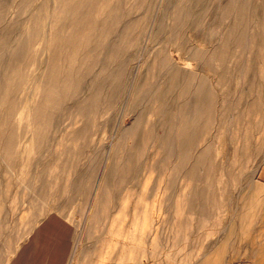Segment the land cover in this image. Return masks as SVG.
<instances>
[{"label":"rangeland","instance_id":"374dc122","mask_svg":"<svg viewBox=\"0 0 264 264\" xmlns=\"http://www.w3.org/2000/svg\"><path fill=\"white\" fill-rule=\"evenodd\" d=\"M159 1L160 0H155L157 4L155 5L154 3V5L151 6L152 10L150 11V17H154L159 8L158 15H167L169 16V19L168 21L162 22L160 20L156 21L155 23L157 26L160 25L159 27H161L163 24H168V26L176 28V31H179L180 34L184 35V39H182L184 44L186 40L190 39L191 41H189L192 42L193 39L188 36L189 32H187V27L196 25L200 21L202 22H200L201 24L204 23L209 28L212 27V32L209 28L207 29L209 30V33L206 35L209 40L205 37L204 40H201L202 42H194L196 43V46L201 49L208 48L209 50L207 49V52H199L201 49H195L196 51L193 50L194 52L192 51V54L189 57L185 48H182L183 50H180L181 52H179V56L185 57V62H189H187L189 66L185 63L187 70H196L194 71L195 76L192 81H194L193 87L196 85L195 88L197 91L191 92L190 90H184L181 88L183 87V83L181 82V85L176 86L177 88L173 87L175 92L174 89L169 91V97H171H168L169 100L162 102L161 98L156 99L150 106L148 112L145 107V101L141 102L136 109L134 108V110L127 111V109L124 108V105L128 91L126 90L128 88V81L126 84L127 88L125 87L123 96L121 97L122 101L120 100L118 107L112 111L109 110V113L107 114H103L102 112H97L95 114L98 117L95 127L97 126V128H104L106 130V136L102 141V144H104L102 149L103 154L101 155L100 163L96 166H89V150L87 147H84L78 152H72L73 146H75L79 138L82 137L83 132H81L79 128L74 130L72 134L69 132H71V127L80 125L82 117L79 112V104L77 105L78 108H76V106L73 107L74 105L67 104L69 107L66 111L69 115L67 116L66 114V117H59V119H61V124H58L59 126L55 125V130L53 129L51 132L52 137L59 135L58 137L52 138V140L51 138L46 139L43 142L44 145L41 143L40 146H38V149L36 148V153L29 152L31 155L28 152L13 153L14 157H16V155L17 157L24 155H28L27 157L30 156L29 161L31 158L32 160L30 163L28 161L29 167H20V169H17V175V172L15 171L16 167L18 168L19 166H14V164H12L14 175L10 172V175H8V171H4L7 170L6 167H4L5 164L0 160V169L2 167V170H0V209H4V212H13L15 219L17 218V215L15 214L34 211L36 208L33 207L38 206L34 212L45 214L46 218L52 217L49 216V214L55 213V220L64 224L63 226L59 223V228H56L57 232L61 229L60 231L65 237L66 235L74 236L79 235L80 230L86 222V218L87 220L93 218L94 223H100L102 213L104 220H107L108 218L115 219L117 205H122L125 202V199H127L128 196L132 197L133 191L138 189L137 187L139 185L135 184L136 181H156L158 197L172 195L174 203H178L174 205L176 208L180 207L179 203L182 202L181 198L187 199L190 214H193L196 217V214L203 213L202 216L209 219V223L205 225L207 226L205 227L207 229L206 236L212 235L213 231L216 232L219 228L222 230L226 228V230H228V228L234 224L233 222L237 220V214L240 212L245 210L252 212L249 214V219L246 222H243L244 225L233 227V229H235V231L232 230L233 233L230 230L228 232L226 231L227 234L232 233L234 235V239L237 241V243L235 242V246L242 240L246 242V248L240 254L243 257L240 261L244 260L249 264V260L245 258L249 256L251 247L254 248L253 250L255 252L258 251V255H262L264 252V0H251V2L250 0H165L164 4L160 7L158 5ZM9 5L10 6L3 15L0 16V31L10 27L15 32L18 31L17 33L14 32V35L16 37L18 36L17 40L15 39V36H13L15 42L18 40L21 41L22 39H28V41L30 40L32 42V47H39L43 39H37L36 36L39 35V38H41L44 31L48 30L47 27L39 24L34 27L29 26V28L23 26L19 21L22 20L24 12L23 4L20 0H14V2ZM165 6L167 7L165 8ZM196 21L198 23H196ZM152 22L153 21L147 23V27L144 30L145 37H142L139 46L140 48L136 55L137 59L135 57L134 61L132 60L130 62L128 65L129 69L132 68V66L134 68V65L139 61L140 57L138 56H141V53H143L147 40L145 34L147 33L148 26ZM200 23L195 29L205 26ZM172 33V31L170 32L168 30H155V40L158 41L157 44L163 43L165 40L166 43H168V41L169 43H176L175 38L171 37ZM210 40L211 42H209ZM182 46L183 45L180 47ZM211 48H213V50ZM197 53L199 55H197ZM44 54L45 52L39 51L38 57L39 59L41 58V61L46 55ZM197 70L199 71L197 72ZM201 74L203 76L199 77ZM84 76L85 75H83L82 79ZM203 77L207 78L204 79ZM128 80H130V78ZM212 85L214 88H212ZM199 87H201L200 91ZM21 89L22 91L20 92L23 93L24 90L22 85ZM83 92L85 93V86L82 89V93ZM19 93L17 94L18 97L24 95V93ZM209 96H211L210 99L212 98L213 100L211 99L212 105L209 100L210 110L207 111L198 105L201 104L203 100H206L207 97L209 98ZM172 98H174L173 101ZM67 100L68 99L64 100V102ZM186 102L193 105L190 106V109L198 106V108H196L197 112L198 114L201 113L198 117V122L201 120L199 127H201L203 131L201 130L202 132L199 133L196 147L197 149L203 148L206 152L205 154L197 155L195 150H193L191 151V153L193 152V155L191 156L190 153V158L189 155L181 158L179 152H166L165 145L167 144V140H163L162 143H160V138L164 139V135L167 136V133L164 129V124L160 123L153 126V128L151 127L152 133L149 140L145 143L144 148L134 156L133 160H124L123 165H118L116 167L104 166L112 135L114 134V128L118 123L123 126L129 125L133 117H136L137 114H139V117H144L146 121H151L156 119V117L162 118L166 110L169 109L167 108L168 106H170L172 110L178 111ZM253 104L258 105V108ZM253 106L256 108L254 109ZM61 107V109H64L62 104ZM74 115L75 117H73ZM67 124H69L68 127H66ZM62 125H65L64 127H66L68 132ZM209 129L211 130L210 132L207 131ZM19 131L20 133L23 132L22 129H19ZM23 134L20 135L25 137V133ZM22 136H19L20 144H22V142L27 144L28 139L26 140V138H23ZM72 137H74V142H72ZM56 140L57 142L60 140L61 143H55ZM131 141V139L126 138L124 145L130 146ZM202 143H205L204 146H202ZM198 146H200V148ZM55 147H59V149L57 150ZM0 153L2 154V152ZM195 157L199 164L192 168L190 167V164L194 161ZM78 160L80 162H78ZM32 162L35 163L36 166H34ZM74 162L79 167H73ZM202 162L204 164H200ZM186 164L188 165L186 166ZM104 168L106 170H104ZM89 170L93 171L89 172ZM103 170L105 172H103ZM21 173H25L24 175L26 176ZM75 175H78V177H74ZM8 176H10V180L8 179ZM18 178L21 179V182H19L20 179L18 180ZM101 179H103L102 185L104 186L97 185L99 180V182L102 181ZM2 182L3 185H1ZM6 182L7 184H5ZM17 182L20 184H17ZM9 185L11 186L9 187ZM1 187L7 190L5 191L1 189ZM13 187L15 190H12L14 189ZM33 188H35V190ZM12 191L14 193H12ZM21 191H23L24 194H22ZM98 191H103L101 195L102 199L98 202L96 201V204H93V197ZM16 197L17 199H15ZM42 205L44 206L42 207ZM86 214H88V216H86ZM191 223L196 226L198 221L194 220ZM208 225L212 226L208 227ZM67 240L68 239H66V241ZM65 247L66 244L62 247V252L65 250ZM256 262L258 263L259 259H256Z\"/></svg>","mask_w":264,"mask_h":264},{"label":"bare ground","instance_id":"6f19581e","mask_svg":"<svg viewBox=\"0 0 264 264\" xmlns=\"http://www.w3.org/2000/svg\"><path fill=\"white\" fill-rule=\"evenodd\" d=\"M13 2L14 0H0V16L3 15V13L7 10V8L10 6L9 4H12ZM20 2L23 4V8H24L22 20H19L21 24L28 28L29 26L34 27L35 25L39 24L41 26H46L48 30L45 29L47 31H44V34L41 38H39L40 37L39 35L38 36L34 35L37 37V39H43L39 47H32V42L30 40L28 41V39H24V40L22 39L21 41L18 40L15 42V40H13V36H15L14 35L15 31L10 27L5 29L3 28L4 30L0 31V42H1L0 43V152H2V154L0 153V160L3 162V164H5L4 167H6L7 170L4 171L5 172L8 171L7 172L8 175H10L9 172L12 175H14L13 174L14 168L12 169V164H14V166L15 165L19 166L18 168L16 167V171H15L17 172V175H18L17 169H20V167L22 166L29 167L28 161L30 159V156L27 157L28 155H24L25 157L21 156L22 157L21 158L19 156L20 157L19 158L15 154L16 157H14L13 156L14 152L36 153L38 146H40L41 143L42 145H44L43 142L46 139L51 138L52 140V138H56L59 136L58 135L52 137L51 132L54 129L55 125L59 126L61 124L60 123L61 119H59V117L61 116L66 117V114L68 113L66 110L69 107V105L67 104L74 105L73 107L76 106V108H78L77 105L79 104V112L82 117L80 125L78 126L75 125L71 127V132H69L72 134L73 131L76 130L77 128H79V130L83 132L82 137L80 136L81 138H79L75 146H73L72 144L73 146L72 152H78L79 150H82L84 147H87V149L89 150L88 152L89 154L88 163L90 162L89 166H96L100 163L102 157L101 155L103 154L102 149L104 147V144H102L103 143L102 141L106 136L105 134L106 130L104 128L102 129L97 128V126L95 127L98 121V117L95 114L97 112L99 113L102 112L103 114H107L109 113L108 112L109 110L112 111L113 109L117 108L118 104L120 103L121 97L123 96V92L125 90L128 81H129L128 88L126 87L127 88L126 90L128 91L124 105V108H126L127 111L134 110V108L136 109L141 102L145 101L146 104L145 103L143 104H145V107L147 108V112H148L150 110V106L152 105V103H154L156 99L161 98L162 102L165 100L166 101L169 100L168 99L170 94L169 91L174 89L173 87L181 85V82L183 83V87L181 88H183L184 90H188V91L190 90L191 92L197 91V89L195 88L196 85L195 87H193L194 81H192L193 77L195 76L194 71L196 70L193 71H190L191 69L189 71L187 70L185 63L186 65L189 66V64H187L188 61L185 62V57L179 56V52L183 50L182 48H185L187 54H189L188 55L189 57L192 54L193 50L201 49L197 47L196 43L194 42L196 41L199 43V41L204 40L205 37L207 39L206 34L209 33L208 31L210 30L212 32L211 30L212 27L209 28L204 23L203 24L205 26L195 29V27L199 26V23L201 21L199 23L196 21V23L198 24L187 27L188 29L187 32H189L188 36L192 37L193 39L192 42H190L191 41L190 39H189L190 41L186 40L184 44L182 42V39H184V35L180 34L179 31H176V28L168 26V24H163L161 25V27H159L160 25L157 26V24L155 23L156 21L160 20L162 22V21H168L169 19V16L167 15L166 16L158 15L160 10L158 7L155 16L153 17L151 15L152 18L150 17V11L152 10L151 6L154 5V3L155 5L157 4L155 0L152 1L150 0H40V1L20 0ZM164 2L165 0H160L158 2L159 7L163 5ZM166 7L167 6H165V8ZM181 12L183 13L182 10ZM150 21L153 22L150 23V25L147 28V33L145 34L147 40L143 53H141L142 54L141 56H138L140 58L138 63L134 65V68L132 66V68L129 69L128 65L132 60L134 61L137 52L139 51L140 48L139 46L142 41V37L144 36V30L147 27V23ZM208 28L209 30H207ZM157 29H160V31L161 30H168L170 32L172 31L173 33L171 37L175 38L176 43L173 42L169 43L168 41L169 43L168 44L166 43L165 40V42L157 44L158 41L155 40V36H156L155 30ZM17 32L18 31H16L15 33ZM15 39L17 40L18 36L17 37L15 36ZM209 42H211V40ZM181 45L183 46L180 47ZM213 48L211 49L213 50ZM207 49L208 48L201 49L199 52L206 51ZM39 51L45 52L46 54V55L44 54L45 57L42 61L40 60L41 58L39 59L38 57ZM197 55L199 54L197 53ZM198 71L199 70H197V72ZM83 75L85 76L82 79ZM201 76L203 75L201 74L199 77ZM129 78L130 80H128ZM206 78L207 77H205L204 79ZM21 85L24 90L23 92L24 95H20L18 97L17 94L20 91H22ZM84 86H85V93L84 92L82 93V89ZM212 88H214L213 85ZM200 90L201 87H199V91ZM23 93L20 92L19 94H23ZM196 96H197V92H196ZM210 97L211 96H209V98L207 97V99L203 100V102L198 106L203 108L204 110L207 111L210 110L209 102L212 99V98L210 99ZM66 99H68L66 101L67 103L64 102V100ZM173 99L174 98H172V101ZM188 102H186L184 106L180 108L178 111L172 110L171 107L168 106L167 104L168 106L167 108L169 109L166 110L162 118L156 117V119H153L151 121H146L144 117H139V114H137V116L135 115L136 117H133L129 125L123 126L118 123V125H116V127L114 128V134L112 135V140L108 148L104 166L116 167L118 165H123L124 160L127 159L133 160L134 156H136L140 152V150L144 148L145 143H147V141L149 140L152 133L151 127L153 128V126L160 123L164 124V129L166 130L167 133V136L164 135L165 137L164 139L160 138V143H162L163 140H167L166 142L167 144L165 145L166 152L169 153L179 152L181 154V158L186 157L188 155L190 158L193 155L192 154L193 152L191 153V151L193 150H195V153L197 155L205 154L206 152L203 148H200V146H198L200 149H197L196 147L199 139V133L203 131V129L199 127V123L201 120L198 122V117L201 113L198 114L197 112L196 108H198V106L196 108L190 109V106L193 105H190L191 103L188 104ZM210 103L212 105V101ZM61 104L64 107V109H61L62 108ZM254 106L257 107L258 105H254ZM256 107H254V109ZM68 115L69 114H67V116ZM73 117H75V115ZM65 125L62 126L64 127ZM68 125L69 124H67L66 127H68ZM66 127L64 128L66 129ZM19 129H22L23 132L21 131L22 133H20ZM66 131L68 132L67 129ZM207 131L210 132L211 130L209 129ZM23 133H25L26 135L25 137L20 135ZM19 136L26 138V140L28 139L27 141L28 143L26 144L25 142H22V144H20ZM73 138L74 137H72V142H74ZM126 138L132 140L130 146L124 145V141ZM55 143H61V142L60 140L59 142H57L56 140ZM202 144H203L202 146H204L205 143ZM56 149L58 150L59 147ZM29 154L31 155V153ZM79 160L78 162H80ZM33 164L34 166H36L35 163ZM59 164H60V160H59ZM197 164H199V162L195 157L194 161L190 164L191 165L190 167L192 168L196 167ZM200 164H204V163L202 162ZM73 165H74L73 167L78 166L75 162L73 163ZM187 165L188 164H186V166ZM0 170H2V167ZM104 170L106 169L104 168ZM104 170L103 172H105ZM90 171L91 170H89V172ZM21 174L24 175L25 173H21ZM78 175H75L74 177H78ZM9 177L10 176H8V179ZM2 178L5 179L4 177ZM19 179L20 178H18V180ZM101 180H102L101 182H99L100 180L98 181L97 184L98 186H104L102 185L103 179ZM19 182H21V179ZM19 182H17V184ZM68 182L67 184L69 185ZM5 184H7V182ZM1 185H3V182L1 183ZM10 186L11 185H9V187ZM1 189L5 191L7 190L2 187ZM33 189L35 190V188ZM12 190H15V188ZM21 192L22 194H24L23 191ZM12 193L14 192L12 191ZM102 193L103 191H98L96 195L94 194L95 196L93 197V204H96V201L98 202L99 200L102 199L101 198ZM15 199H17V197ZM68 200L67 202L69 203ZM43 206L44 205H42V207ZM33 208L37 209L38 206ZM0 210H1L0 211V215H1V213L2 212L4 213L5 210L4 209H0ZM32 213H36V212H32ZM250 213L252 212L245 210L237 214L238 215L237 220L233 222L234 224L230 226L231 229L228 228L227 232L229 230L235 231L233 227L235 226L237 227V225L239 227L241 225H244L243 222H246L249 219ZM86 216H88V214H86ZM61 224L64 226L63 223ZM60 230L61 229H59L58 231H59V235L62 236L61 245L63 247L65 246L67 241L64 240L65 236L61 233ZM56 235L58 234L56 233ZM256 263H257L256 260H252V264H256Z\"/></svg>","mask_w":264,"mask_h":264},{"label":"crops","instance_id":"0c3cea01","mask_svg":"<svg viewBox=\"0 0 264 264\" xmlns=\"http://www.w3.org/2000/svg\"><path fill=\"white\" fill-rule=\"evenodd\" d=\"M156 183L136 181L138 189L122 205H117L115 219L104 220L102 213L100 223H94L93 218L85 219L79 235L65 237L68 240L63 252L61 236L56 231L61 222L55 220V213L46 218L39 212H20L14 219L13 212H4L0 215V222L4 221L0 223V264L240 262L243 258L240 254L246 248L244 240L235 246L237 241L233 234H227L226 228L206 236L209 219L203 213L196 217L190 214L187 199L181 198L180 207L176 208L174 205L178 203H174L172 195L158 197ZM194 220L198 221L196 226L191 223ZM253 249L245 259L252 264L258 258L257 264H264V252L258 255Z\"/></svg>","mask_w":264,"mask_h":264},{"label":"built area","instance_id":"2783aa9c","mask_svg":"<svg viewBox=\"0 0 264 264\" xmlns=\"http://www.w3.org/2000/svg\"><path fill=\"white\" fill-rule=\"evenodd\" d=\"M237 264H247L245 261H240Z\"/></svg>","mask_w":264,"mask_h":264}]
</instances>
